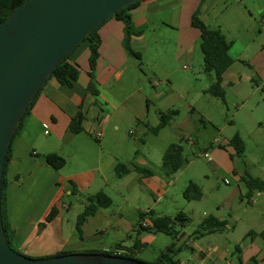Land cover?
<instances>
[{
    "label": "crops",
    "instance_id": "0c3cea01",
    "mask_svg": "<svg viewBox=\"0 0 264 264\" xmlns=\"http://www.w3.org/2000/svg\"><path fill=\"white\" fill-rule=\"evenodd\" d=\"M221 1L144 0L130 12L131 30L134 33L130 40L132 49L144 59L145 52L154 50L165 39L158 31H171L176 35L177 63L192 65L198 60L197 45L200 41V32L191 24L192 16L197 11L199 18L210 27V18ZM231 10L237 16V37L229 27L227 34L224 33L225 21L220 17L216 19L219 30L232 43L229 54L233 63L223 75L224 101L206 92L210 83L208 87L202 85L201 67H197L195 74L200 85L193 92L189 86L178 91L170 81L165 87L159 77L168 80L173 68L170 67L171 60L164 55L154 54L146 59L152 73L146 84L140 77L139 64L125 49L124 24L116 18H109L98 29L99 56L92 78L89 62L91 42L83 41L70 54L69 61L79 72L77 81L68 87L55 79L49 80L30 112L24 116L21 131L12 141V154L6 172V210L14 232L13 245L18 252L32 258H45L60 252H116L117 246H120L137 254L152 242L153 224L149 216L141 220L140 214L152 211L155 216H160L153 208L159 206L164 196L175 187L186 166L173 176H168L161 168L163 155L154 161L145 151V143L144 148L131 149L133 138L138 133L132 131V127L142 126L140 132L144 135L154 134L150 127L158 125L160 113L173 110L181 102L189 114L181 121L175 117L156 136L169 133L167 129L173 127L177 133L176 139L186 141L194 153L200 146L199 139H193L197 130L194 116L201 117L203 123H209L217 130V136L213 139L203 137L207 142L202 145L201 155L204 158L205 154L210 156V159H206L213 173L227 176L234 190L240 195L245 194L246 190L244 194L241 191L243 184L240 175L247 167L241 170L237 167L238 157L229 140L239 134L246 146L243 124L251 119L256 121L253 129L264 130V7L260 21L254 17L245 0L226 7L227 12ZM245 16L252 22L248 23ZM141 62L143 65L144 61ZM158 65L159 69L156 68ZM91 79L96 94L88 90ZM149 86L152 88L149 89ZM230 107L234 110L231 111ZM79 113L83 116V131L72 134L70 124ZM228 115L230 118L220 128L217 127V118ZM97 132L102 133L99 145L94 142V133ZM171 144L177 143L168 141L163 144V150L166 151ZM50 153L59 154L68 160L69 165L75 163V167L65 170L66 161L64 168H53L45 162L46 155ZM120 163L128 169V173L122 177L116 173V166ZM191 164L188 162L187 165ZM139 169L150 174L145 175ZM97 177L101 186L106 185L119 194L124 193L125 203L132 211H138V215L136 218L133 211V217L126 218L120 212L108 215L104 208L98 209L81 226L82 240L76 232L78 218L73 225L71 223L69 228H65L63 211H69L71 205L62 200L65 196L78 198V195L86 199L92 195L89 190ZM205 177L208 178L207 175ZM255 178L264 181V177ZM228 180L226 183H229ZM191 181L187 179L184 186ZM139 188L148 196L155 197L150 207L141 209L130 202L128 196ZM84 192L87 194H82ZM231 196L227 199L231 200ZM231 207L232 201H228L226 206L222 209L217 207L212 214L227 223V230L199 238L197 243L200 244L196 243L198 254L194 259L196 264H247L254 261L255 264H264V237H247L250 231H264V222L260 223L258 229L253 225L248 226L246 235L236 238L234 222H241L242 219L236 215L230 216V222L223 215L224 210ZM53 208L57 213L47 222ZM252 218L258 220L256 216ZM143 222L146 226L141 228ZM205 239L206 246L201 244ZM174 242L176 247L181 243L182 248L195 244L184 229L180 230L179 239ZM176 261L177 264H187L177 258Z\"/></svg>",
    "mask_w": 264,
    "mask_h": 264
},
{
    "label": "rangeland",
    "instance_id": "374dc122",
    "mask_svg": "<svg viewBox=\"0 0 264 264\" xmlns=\"http://www.w3.org/2000/svg\"><path fill=\"white\" fill-rule=\"evenodd\" d=\"M247 7L251 9L252 14L254 17L260 21L262 7H264V0H245ZM239 0H223L220 2L218 8L210 18L211 23V29L219 30V26L216 22L217 17H220L221 20L225 21L224 26V33L227 34L226 31H228L227 27H229V30L231 33L237 37L238 32V24L236 22V15L233 13V11H226V7H229L233 3H238ZM248 13V11L246 10ZM249 14V13H248ZM246 21L248 23L252 22V19H248L246 17ZM213 21V22H212ZM228 25V26H227ZM163 30H159L158 34H161L165 37L162 44L157 46L154 50H150L149 52L144 53V64L142 65V70L139 69L140 77L144 80L146 84L149 83L150 78L152 77V73L150 70V67L148 66L146 59L149 57L156 56V54L160 56H166L169 60H171L170 67L173 68V72L171 73V77L166 80L163 77H159L165 84V87H168L170 81L174 87L181 91V89H186L187 86L189 88H192V92L200 85V81L196 80V72L197 67H201L202 69V85L208 87L210 81V77L203 71V54L200 49V41H198L197 45V52H198V60L193 62V66L190 63L182 62L177 63L176 61V54H177V45L175 43L176 35L174 32H162ZM230 39V36L228 37ZM263 39V37H262ZM136 63L139 64V60L135 57L132 58ZM184 65L189 67L188 69H184ZM156 68H160V66H156ZM191 85V87H190ZM152 88L149 86V89ZM179 106H176L174 109H178L180 111V115L176 117L178 121H181L184 119L187 113L186 109L183 106V103L177 104ZM231 111L234 109L230 107ZM230 115L228 116H222L220 118H217L218 120L216 125L220 128V125L224 124L226 119H229ZM194 122L196 124L197 130L193 136V139H199L200 148H196V151L193 153V151L188 146L187 142L182 140L176 139V132L173 127H169L167 130H169V133H164V135H161V137H157L155 134L148 133L144 135L142 132H140V128L142 126H133L132 131H137L138 133L135 134V138H133V145L131 146V149L134 150L142 148L144 146L143 143H145V151L149 153L152 157V159L155 161V158L162 157L164 155L163 144L170 141V143H177L183 145L185 151V157L188 160V162L192 163L191 165H185L186 167L183 170V175L179 178V181L176 183L175 187L171 189L170 192H168L165 196L163 201L159 206H156L154 211L157 214L165 215L174 217L178 212L183 211L185 212L191 219V222L186 226L184 231L186 234H188L191 239L194 240V243H191L189 245L184 246L183 248L180 246L181 243L178 245L179 248L181 247V250L178 252L176 258L180 260L181 262H186L187 264H196L197 262L194 261L196 255L198 254L197 251V243L199 239H196L195 237V230L198 228V226L202 223L204 218L207 215H212L217 211V207H222L227 205L228 201H232V207L230 210H224L223 215L229 219L231 222L230 216H239L242 221H236L235 224V235L236 238H243L247 233L248 226H252L255 229H258L261 222H264V192L262 193H256L252 200L248 201L244 195H240L238 191L234 190L233 184L227 176L218 175L212 172L209 168V161L204 158L201 154L202 151V145L204 142H207V140H203V137H208V140L213 139L217 136V130L212 127L209 123H203L201 121V117H198L197 115L194 116ZM256 124V121L254 119H251L250 121H245L243 124V133L245 135V153L243 156H240L236 158V165L243 169L244 166H246V171L253 177H264V130H257L256 128L253 129V126ZM258 125H256L257 127ZM240 129V128H239ZM256 129V130H255ZM242 131V130H241ZM235 133V131H234ZM94 142L99 145V140H94ZM94 150H96V146H94ZM144 148V147H143ZM67 165L65 167V170H70L75 167V163L72 165H69L68 160ZM84 167V166H83ZM83 169V168H82ZM86 169V168H84ZM81 171V170H78ZM207 175L208 178L205 177ZM187 179H192L193 182L197 183L202 188L203 192V198L196 201L188 202L185 200L183 196V191L186 186L185 183ZM226 180L229 181V183H226ZM244 185H241V191L242 194L245 192ZM98 191H104L110 198L112 199V205L108 208H105V212L108 215H112L120 212L125 215L126 218H132L133 217V211L136 214V218L138 215V211L131 210L130 207L125 203L124 201V193H117L116 191L110 189L109 186L102 185L99 180V178H96L95 183L93 184L91 190H89V193L95 194ZM87 194V192L82 193ZM231 196V200H228L227 197ZM82 196V195H81ZM77 196L78 198H74V196H65L63 198V203H68L71 205V209L69 211H63L64 214V226L65 228H69L71 226V223H75L76 219L79 217V215L84 211V204L86 203V199L82 196ZM81 197V198H79ZM129 197L130 202H132L134 205L139 206L141 209H145L147 207H150L154 203V198L150 195L148 196L146 193H143L142 189H136V191L133 192V194ZM83 202V203H82ZM252 216L258 217L257 219H253ZM181 230V228H179ZM146 232V231H144ZM142 232V233H144ZM148 232V231H147ZM151 235L154 237V240L150 242L148 245L143 247L140 252L137 254H134L133 257L136 259H139L140 261L153 264L156 262L157 257L159 255L160 251L165 250L169 245L173 243V238L170 235L164 234V233H155L151 231ZM250 241V239H249ZM248 241V242H249ZM197 243V244H196ZM206 239L201 241V244H204L206 246ZM234 247V246H233ZM17 251V250H15ZM18 252V251H17ZM20 253V252H18ZM24 255V254H23ZM29 257V256H27ZM234 260H237L234 259ZM247 264H254L252 262H248Z\"/></svg>",
    "mask_w": 264,
    "mask_h": 264
},
{
    "label": "water",
    "instance_id": "95a60500",
    "mask_svg": "<svg viewBox=\"0 0 264 264\" xmlns=\"http://www.w3.org/2000/svg\"><path fill=\"white\" fill-rule=\"evenodd\" d=\"M137 1L27 0L0 25V264H149L99 253L30 258L9 246L2 221L5 163L29 106L86 37Z\"/></svg>",
    "mask_w": 264,
    "mask_h": 264
},
{
    "label": "trees",
    "instance_id": "16d2710c",
    "mask_svg": "<svg viewBox=\"0 0 264 264\" xmlns=\"http://www.w3.org/2000/svg\"><path fill=\"white\" fill-rule=\"evenodd\" d=\"M25 1L27 0H0V25L10 16V14L18 6H20ZM143 1L144 0H139L125 7L111 17V18H116L117 20L123 22L124 32H125V38H124L125 49L131 56L139 60V68L141 70H142L141 56L138 52L134 51L130 45L131 37L134 35V33L131 30L130 12ZM191 24L194 28H196L200 32V49L203 54V71L211 78L210 86L208 87L206 92L211 96L219 98L220 100L224 101L225 91L222 87L223 75L233 63V59L229 54V50L232 43L227 40L225 35L220 30L211 29L204 21H202L199 18L197 11L192 16ZM101 26L102 24L98 28H96L84 40L91 42V46H90L91 55L89 60L90 68H91V74H90L91 78L99 56V52H98L99 37L97 35V32ZM69 57L70 55L66 59H64L63 62L60 63V65H58V67L53 71L52 75L45 82V84L49 80L55 79L61 85H65L68 87L73 86L75 81H77L78 79L79 72L78 69L69 61ZM41 90L38 92L37 96L29 106L25 115H27L30 112L31 107L33 106L34 102L39 96ZM88 90L94 94H96L97 92L95 90L92 79L91 82L89 83ZM178 115H179V111L176 109L161 112L158 125L155 127H150V130L155 135L159 134V132L164 128H166L170 124V122ZM82 121H83V116L81 113H79L71 121L69 129L72 134H78L83 131ZM21 127H22V123L18 127L15 136H17L20 133ZM229 145H231L235 149L236 151L235 156L240 157L244 154L245 144L242 137L239 134H235L229 140ZM11 154L12 152L10 148L5 163V170L2 181V221H3V227H4L7 243L12 249L16 250L13 245L14 232L10 227V223L7 216V210H6V189L8 184L6 172H7V164L10 161ZM45 162L57 170L64 168L66 165V160L57 153H50L46 155ZM187 162L188 160L185 157L183 146L181 144H171L166 149L163 155L161 168L168 176H173L178 171H180L187 164ZM139 170L145 175L150 174L149 171L142 169ZM116 173L119 177H122L128 173V169L124 164L120 163L117 164L116 166ZM240 181L246 189L244 197L248 201L252 200V198L256 193L264 192V181L259 178H255L251 176L247 171L243 172L240 175ZM72 191L75 192L73 189ZM183 196L185 200H187L188 202L200 200L203 197L202 188L197 183L191 181L185 187L183 191ZM86 201L87 202L84 211L79 215L76 222V232L82 240H83V234H82L81 226L86 221L87 217L89 215H93L98 209H102V208L105 209L112 205V199L104 191H99L95 194L88 195ZM56 213H57L56 209L53 208L52 212L49 214L46 221L47 222L51 221L55 217ZM148 216L150 217V220L153 224V228H152L153 232L164 233L172 236L173 238V243L169 245L165 250L159 252L157 260L153 264H177L176 256L180 251V249L179 248L176 249V243L174 241L179 239V235H180L179 228L181 229L186 228V226L191 222L190 217L183 211L178 212L174 217L165 216V215L155 216L154 212L150 211L148 212V214H140V219L142 220ZM140 227L141 228L144 227L142 226V223L140 224ZM224 230H227V223L225 221L218 220L213 215H209L204 218L202 223L195 230V237L196 239H199L206 235H210L217 232H223ZM250 236L264 237V231L260 233L250 231L248 232L247 237ZM236 249H239V246H236ZM72 253L75 252H60L55 256L72 254ZM84 253H99V254H107V255L136 259L135 257H133V255L135 254L134 252L128 249L124 250V248H121L120 246H117L116 252L89 250V251H85ZM50 257H54V256H50ZM37 259H41V258H37ZM253 263L255 264L256 262L254 261Z\"/></svg>",
    "mask_w": 264,
    "mask_h": 264
},
{
    "label": "built area",
    "instance_id": "2783aa9c",
    "mask_svg": "<svg viewBox=\"0 0 264 264\" xmlns=\"http://www.w3.org/2000/svg\"><path fill=\"white\" fill-rule=\"evenodd\" d=\"M184 69H186V67H184ZM101 137H102V133H100V132L94 133V138H95L96 140H100ZM34 154H35V153H34ZM205 158H209V159H210V156H209L208 154H205ZM142 226L145 227L146 224L143 222V223H142Z\"/></svg>",
    "mask_w": 264,
    "mask_h": 264
}]
</instances>
